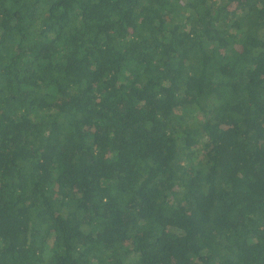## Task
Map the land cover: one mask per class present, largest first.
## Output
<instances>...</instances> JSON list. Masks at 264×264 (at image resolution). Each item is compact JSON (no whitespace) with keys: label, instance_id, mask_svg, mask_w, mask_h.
Segmentation results:
<instances>
[{"label":"trees","instance_id":"1","mask_svg":"<svg viewBox=\"0 0 264 264\" xmlns=\"http://www.w3.org/2000/svg\"><path fill=\"white\" fill-rule=\"evenodd\" d=\"M0 264H264V0H0Z\"/></svg>","mask_w":264,"mask_h":264}]
</instances>
